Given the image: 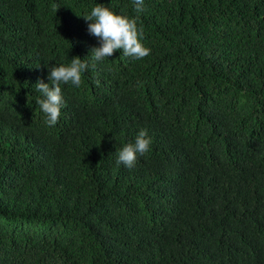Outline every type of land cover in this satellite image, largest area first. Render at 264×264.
<instances>
[{
    "label": "trees",
    "instance_id": "16d2710c",
    "mask_svg": "<svg viewBox=\"0 0 264 264\" xmlns=\"http://www.w3.org/2000/svg\"><path fill=\"white\" fill-rule=\"evenodd\" d=\"M97 5L138 17L150 55L95 61ZM144 8L0 0V264H264V0ZM76 57L49 126L35 86Z\"/></svg>",
    "mask_w": 264,
    "mask_h": 264
},
{
    "label": "clouds",
    "instance_id": "9594fccd",
    "mask_svg": "<svg viewBox=\"0 0 264 264\" xmlns=\"http://www.w3.org/2000/svg\"><path fill=\"white\" fill-rule=\"evenodd\" d=\"M135 11L141 13L145 10L144 0H133ZM56 8V5H53ZM88 24L89 34L97 37L99 47L91 50L95 61H102L111 57L117 50H122L123 55L135 59H143L150 55L151 50L142 43L143 28H138V17L129 18L111 11L108 7L97 5L91 10L90 15L83 17ZM88 69L87 60L76 57L68 66L59 65L50 67L48 79L50 84L43 79L36 84V89L43 95V99L37 101L40 109L46 115V123L55 126L61 115L62 84L79 87L82 82V74ZM152 140L146 130H141L134 143L126 144L117 153V165H124L128 169L135 167L138 154L143 155L150 150Z\"/></svg>",
    "mask_w": 264,
    "mask_h": 264
}]
</instances>
